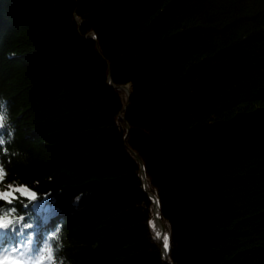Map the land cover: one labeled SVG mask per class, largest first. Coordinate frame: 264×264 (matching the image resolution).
Here are the masks:
<instances>
[{"label":"trees","instance_id":"trees-1","mask_svg":"<svg viewBox=\"0 0 264 264\" xmlns=\"http://www.w3.org/2000/svg\"><path fill=\"white\" fill-rule=\"evenodd\" d=\"M0 96L37 245L63 222L72 264H264V0H0Z\"/></svg>","mask_w":264,"mask_h":264},{"label":"clouds","instance_id":"clouds-1","mask_svg":"<svg viewBox=\"0 0 264 264\" xmlns=\"http://www.w3.org/2000/svg\"><path fill=\"white\" fill-rule=\"evenodd\" d=\"M16 140V129L11 120L8 101L0 96V233L11 232L18 238L15 243L0 245V264H72L65 254L69 246L65 243L67 234L63 222L47 231L37 245L34 223L17 205L27 209L42 194L20 180H9L8 165L22 155L19 149L11 147ZM38 184V182H37ZM83 193L72 199L79 205Z\"/></svg>","mask_w":264,"mask_h":264},{"label":"water","instance_id":"water-1","mask_svg":"<svg viewBox=\"0 0 264 264\" xmlns=\"http://www.w3.org/2000/svg\"><path fill=\"white\" fill-rule=\"evenodd\" d=\"M120 88H122V89H128L127 90V93H129V85H124V86H119ZM143 184H144V186H146L145 185V179H144V177H143ZM149 194V197L151 198V200H152V202L154 203V217H155V223H158L159 225H160V228H161V230L162 231H165V228H164V225H163V223H162V221H161V219H160V217H159V215H158V202H157V199L154 197V195L152 194V193H148ZM155 230V229H154ZM167 235V234H166ZM158 236V238L159 239H161V236L160 235H157ZM168 236V235H167ZM162 251L164 252V253H166L167 252V250H165V247H164V245H162Z\"/></svg>","mask_w":264,"mask_h":264},{"label":"bare ground","instance_id":"bare-ground-1","mask_svg":"<svg viewBox=\"0 0 264 264\" xmlns=\"http://www.w3.org/2000/svg\"><path fill=\"white\" fill-rule=\"evenodd\" d=\"M123 90L127 92L128 89L126 88ZM154 229H155L156 234L159 233V235L161 236V239L163 240L164 236L166 235L165 231L161 230L160 225L158 223H155V220H154Z\"/></svg>","mask_w":264,"mask_h":264},{"label":"snow or ice","instance_id":"snow-or-ice-1","mask_svg":"<svg viewBox=\"0 0 264 264\" xmlns=\"http://www.w3.org/2000/svg\"><path fill=\"white\" fill-rule=\"evenodd\" d=\"M157 235H159V233H157ZM163 240H164V247H165V250H168L169 249V238H168V236L167 235H165L164 236V238H163Z\"/></svg>","mask_w":264,"mask_h":264}]
</instances>
